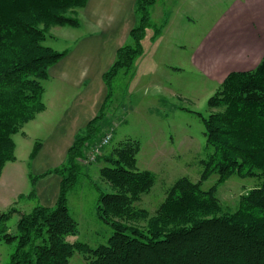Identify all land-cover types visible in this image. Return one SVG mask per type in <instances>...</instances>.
<instances>
[{"label": "trees", "instance_id": "trees-1", "mask_svg": "<svg viewBox=\"0 0 264 264\" xmlns=\"http://www.w3.org/2000/svg\"><path fill=\"white\" fill-rule=\"evenodd\" d=\"M88 2L0 0V177L7 162L16 160L13 136L45 110L42 82L67 55L44 45L48 31L79 28L76 10ZM156 2L137 0L139 23L129 33L132 42L117 51L106 81L131 69L142 54ZM110 95L101 112L76 135L66 161L42 175L61 177L55 206L38 204L22 214L18 235L0 230L4 241H17L9 264H69L75 252L91 256V264H264V57L255 70L227 76L208 100L209 108L219 111L205 117L182 108L201 117L208 156L202 161L201 180L179 179L154 215L134 206L150 193L156 179L137 167L139 142L127 140L97 159L105 162L100 174L112 189L100 190L97 211L113 234L106 245L92 249L66 241L78 233L68 195L82 174L79 159L86 144L94 145L103 133ZM213 175L218 176L217 184L203 190L202 183ZM233 176L261 183L240 197L234 213L222 214L217 187Z\"/></svg>", "mask_w": 264, "mask_h": 264}, {"label": "rangeland", "instance_id": "rangeland-1", "mask_svg": "<svg viewBox=\"0 0 264 264\" xmlns=\"http://www.w3.org/2000/svg\"><path fill=\"white\" fill-rule=\"evenodd\" d=\"M103 1L112 8L103 6L95 16H90L86 7L76 10L82 23L80 28L52 27L48 31L44 45L59 52L74 54L80 48L82 51V46L93 45L94 52L89 48L85 53L80 51L74 59L77 64L68 74L90 75V79H76V86L57 77L42 82L45 110L13 136L16 160L7 162L0 177L1 231L7 229L8 233L18 235L21 215L41 204L37 187L47 177L42 173L48 170L43 167L52 166L54 161L39 154L40 150L61 126L79 128L77 121H84L85 115L97 106L93 103L72 112L76 99L82 97L90 84L95 85L93 102L100 103L98 114L110 95V83L112 86L101 137L115 128L114 139L101 156L127 140L137 141L141 145L138 169L156 176L150 193L134 204L137 209H145L152 216L179 179L185 177L194 183L201 180L202 161L208 156L204 124L199 115L182 108L205 117L219 111L208 105L218 87L215 89L216 84L198 69L193 55L211 22L225 12L230 0H157L151 8L152 24L142 41V54L131 69L121 71L110 81L105 80V75L117 51L132 42L129 33L138 25L139 18L137 0H97V3ZM105 166L103 160L81 164L82 174L68 195L70 214L78 224V233L67 236L68 243L95 249L106 245L113 234L97 211L100 190L112 191L100 174ZM217 180V175L211 176L202 183V189L209 190ZM260 183L257 178L233 176L218 185L216 197L221 213H234L240 197ZM16 247V240L7 242L0 238V264L10 263ZM91 261V256L75 252L69 264H91Z\"/></svg>", "mask_w": 264, "mask_h": 264}, {"label": "crops", "instance_id": "crops-1", "mask_svg": "<svg viewBox=\"0 0 264 264\" xmlns=\"http://www.w3.org/2000/svg\"><path fill=\"white\" fill-rule=\"evenodd\" d=\"M103 6L112 8L107 6L104 1L100 4L97 3V0H89L86 8L89 9L90 16H95L94 13L102 9ZM226 6L225 12L217 20L211 22V27L202 36L193 55V62L209 81L216 84L215 89L219 88L231 73L255 70L264 57V0H230V3ZM188 19L193 21L191 18ZM82 47L83 53L88 48L94 52L93 45ZM81 49H78L74 54H67L65 61L53 66L49 79L57 77L59 80L75 86L76 79H90V75H68L71 68L77 64L74 59L80 54ZM176 69L178 68L174 70ZM83 84L78 86L80 87ZM94 87V84H90L82 97L76 99L72 112L81 109L85 105L97 104L92 111L85 115L84 121H77V123H80L79 128L77 125H73L72 129L66 128L65 125L61 126L58 133H51V139L40 150L39 154L54 161L51 162L52 166L43 167L48 170H44L42 174L60 167L66 161L67 152L73 145L76 135L97 116L100 103L98 101L93 102ZM103 93H105V90H103ZM60 183L61 177L51 174L38 184L37 194L41 205L49 208L55 206Z\"/></svg>", "mask_w": 264, "mask_h": 264}, {"label": "built area", "instance_id": "built-area-1", "mask_svg": "<svg viewBox=\"0 0 264 264\" xmlns=\"http://www.w3.org/2000/svg\"><path fill=\"white\" fill-rule=\"evenodd\" d=\"M114 139V129H109L94 145L86 144L85 155L79 159L82 165H89L95 162L104 152V150L112 143Z\"/></svg>", "mask_w": 264, "mask_h": 264}]
</instances>
